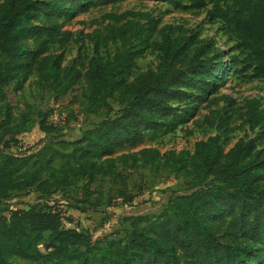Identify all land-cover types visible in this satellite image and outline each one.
I'll list each match as a JSON object with an SVG mask.
<instances>
[{"label": "trees", "instance_id": "obj_1", "mask_svg": "<svg viewBox=\"0 0 264 264\" xmlns=\"http://www.w3.org/2000/svg\"><path fill=\"white\" fill-rule=\"evenodd\" d=\"M123 0H5L0 2V101L14 80L17 89L33 74L40 88L68 94L84 79L87 100L94 113L109 109L116 95L123 106L112 119L84 132L81 139L60 141L39 152L6 156L0 163V200L23 188L34 187L42 196L73 187L79 180L91 184L97 177L118 176L116 164L163 167L192 178L194 191L181 195L157 217H131V231L124 238L92 241L78 229L64 227L53 210H13L0 218V264L13 258L40 264H264V104L252 98L243 106L242 124L260 130L258 139H241L225 150L220 136L195 144L194 153L162 155L153 148L138 154L119 151L135 148L146 135L152 140L172 134L187 123L199 107L225 101L215 96L221 82L234 69L239 78L264 83V0H163L191 10L207 11L210 24L220 23L236 55L224 62L225 53L215 40L200 38L201 30L179 26L159 28L150 13L127 11L106 14L103 32L95 30L96 46L121 41L112 59L93 57L85 74L75 65H64L51 45L67 44L72 33L64 24L80 8L108 5ZM44 23L38 25L40 20ZM35 39L38 48L27 45ZM160 53L155 70L137 74L136 60L148 50ZM228 66L226 71L225 66ZM178 104V106L175 105ZM184 105V107H182ZM218 130L228 132L231 116L213 111ZM9 107L0 106V142L10 133ZM3 130H6L2 132ZM54 131L55 128L48 129ZM59 162L60 167L55 164ZM134 201V200H133ZM50 233L46 254L38 249Z\"/></svg>", "mask_w": 264, "mask_h": 264}, {"label": "rangeland", "instance_id": "obj_2", "mask_svg": "<svg viewBox=\"0 0 264 264\" xmlns=\"http://www.w3.org/2000/svg\"><path fill=\"white\" fill-rule=\"evenodd\" d=\"M5 0H0L3 2ZM127 11L150 13L157 20L159 28L179 26L189 30H201L200 38H211L225 53L224 62L229 56L236 55L235 44L228 41L220 23L210 24L207 11L197 12L189 9L188 3L179 7L163 0H123L121 2L80 8V13L64 24V30L73 35L64 45H51L49 53L60 55L64 65L75 64L85 74L88 63L93 57L112 59L123 47L121 41H109L106 45L96 46L92 41L95 30L104 31L109 20L106 14H122ZM44 20L37 24L41 25ZM113 24V23H110ZM40 43L32 39L29 48L36 50ZM5 58L0 54V61ZM161 60L160 53L150 49L136 60L130 81L141 72L155 70ZM226 71L228 66H225ZM227 81L221 82L215 96L226 95L236 104L229 106L225 101L207 107L205 104L184 125L172 134H162L152 140L146 135L144 141L135 148H125L121 154H138L144 148H153L162 155L168 152L186 151L194 153L195 144L212 136H220L226 151L241 139H258L260 130L251 131L242 124L245 101L260 99L264 104V83L249 81L248 77L239 78L234 69L228 72ZM37 74H33L17 89L14 80L4 89L6 99L0 106L9 107L12 121L6 127L10 133L0 142V163L6 156H23L39 152L47 146H55L60 141L73 143L82 138L85 131L98 126L105 119H112L123 107L116 95L109 100V109L94 113L86 94L87 84L82 83L68 94L40 88ZM178 106L177 103H175ZM184 107V105H182ZM222 110L232 120L228 129L218 130L219 120L213 111ZM55 128L54 131L48 129ZM3 130L2 132L6 131ZM55 148H58L55 146ZM264 148L260 144L258 149ZM116 164L120 175L98 176L94 183L79 180L73 187L54 191L50 196H42L35 188H23L13 192L6 200H0V218H9L13 210H28L31 207L58 212L63 218L64 227L78 229L90 236L92 241L106 237L124 238L131 231V217H157L172 203L174 198L192 193V178L176 175L172 170L159 165L144 164L141 159L136 165ZM60 167L59 162L55 164ZM134 200V201H133ZM50 233H45L37 249L46 254ZM8 264H40L13 258Z\"/></svg>", "mask_w": 264, "mask_h": 264}]
</instances>
